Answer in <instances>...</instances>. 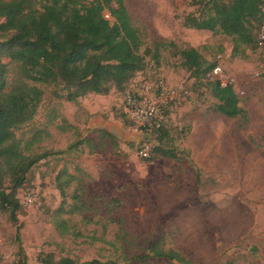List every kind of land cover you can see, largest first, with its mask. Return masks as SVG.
Returning a JSON list of instances; mask_svg holds the SVG:
<instances>
[{
	"label": "rangeland",
	"instance_id": "1",
	"mask_svg": "<svg viewBox=\"0 0 264 264\" xmlns=\"http://www.w3.org/2000/svg\"><path fill=\"white\" fill-rule=\"evenodd\" d=\"M124 2L145 44L173 42L218 61L245 114L216 113L207 80L182 68L178 50L163 52L159 65L148 58L136 83L163 79L178 90L163 144L181 160L146 161L137 152L142 136L125 115L127 92L74 104L67 91L42 85L37 116L17 137L24 147L33 142L26 155H48L17 191V222L0 208V264H41L48 254L98 264H184L142 261L155 242L191 264H264V50L234 57L232 38L186 27L203 0ZM9 37H0V50ZM15 76L10 67L9 86ZM100 130L115 139L102 140ZM64 170L75 180L62 193L55 179Z\"/></svg>",
	"mask_w": 264,
	"mask_h": 264
},
{
	"label": "trees",
	"instance_id": "2",
	"mask_svg": "<svg viewBox=\"0 0 264 264\" xmlns=\"http://www.w3.org/2000/svg\"><path fill=\"white\" fill-rule=\"evenodd\" d=\"M202 6L199 16L187 18L186 27L232 38L234 57L243 49H259L264 0H203ZM106 12L110 19L105 18ZM0 19L4 20L0 37L10 34L5 42L7 50H0V208L9 209L16 222L17 211L21 209L17 191L32 168L48 155H26L25 150H30L33 142L24 147L17 137V132L37 116L44 99L42 85L67 91L68 102L74 104L90 94L107 96L113 89L124 94L136 83L148 58L159 65L162 53L175 49L183 69L198 81L207 80L211 95L218 101L216 113L229 119L245 114L231 84L222 86L219 79H209L217 62L211 64L197 49H178L173 42L145 44L124 0H0ZM3 58L10 62L5 64ZM10 67L16 70V76L9 86ZM167 115L146 161L157 157L181 160L177 150L163 144L169 135L170 110ZM100 134L102 140L115 139L107 130H100ZM65 176L67 171H60L55 179L62 193L75 180L73 176ZM75 199L80 200V195ZM148 251L142 259L145 263L154 258L191 264L180 253L165 250L161 242L150 245ZM41 264L98 262H80L70 257L56 260L48 254L41 258Z\"/></svg>",
	"mask_w": 264,
	"mask_h": 264
},
{
	"label": "built area",
	"instance_id": "3",
	"mask_svg": "<svg viewBox=\"0 0 264 264\" xmlns=\"http://www.w3.org/2000/svg\"><path fill=\"white\" fill-rule=\"evenodd\" d=\"M105 18L110 19L111 17L107 14ZM258 47L264 50V27L259 33ZM222 75V65L217 61V65L208 77L210 80L219 79L222 86H227L229 83L223 81ZM177 96L178 90L168 86L163 79L154 82L144 81L140 85L135 83L127 92L124 105L125 115L142 136L137 150L141 159L146 160L151 157L159 132L167 122V113ZM30 196L27 202L32 203Z\"/></svg>",
	"mask_w": 264,
	"mask_h": 264
},
{
	"label": "crops",
	"instance_id": "4",
	"mask_svg": "<svg viewBox=\"0 0 264 264\" xmlns=\"http://www.w3.org/2000/svg\"><path fill=\"white\" fill-rule=\"evenodd\" d=\"M90 95H95V94H90ZM89 96V95H88ZM99 96H101V95H99ZM110 133H112V132H110Z\"/></svg>",
	"mask_w": 264,
	"mask_h": 264
}]
</instances>
